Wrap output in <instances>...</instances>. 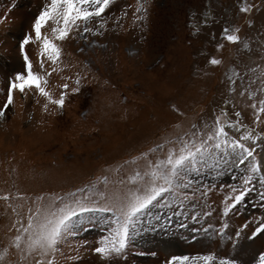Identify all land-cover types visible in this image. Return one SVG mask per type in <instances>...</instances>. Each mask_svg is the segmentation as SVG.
<instances>
[{"label":"rangeland","instance_id":"obj_1","mask_svg":"<svg viewBox=\"0 0 264 264\" xmlns=\"http://www.w3.org/2000/svg\"><path fill=\"white\" fill-rule=\"evenodd\" d=\"M48 2L0 0V107L10 79L27 72L20 49L26 33L33 36L25 45L32 71L46 80L42 86L53 99L65 93L59 106L35 86L23 94L14 89L12 104L0 116V250L8 248L0 264L38 259L30 255L21 262L10 245L29 208L58 206L56 196L64 198L88 182L113 197L123 193L131 186L126 177L144 167L140 152L190 125L210 123L221 108L238 121L235 127L226 125L230 136L240 139L246 130L255 135V140L244 139L251 156L237 159L239 153L221 150L208 157L188 173L191 183L184 191L190 196L184 207L175 200L163 208L152 206V215L142 218L119 256L102 258L93 251L106 235L100 216L107 220L110 213H86L75 234L59 244L56 264H165L173 255L208 252L252 264L264 251V233L251 237L264 223V113L254 114L253 107L264 98V0H112L99 18L103 24L93 19L87 24L91 31L81 23L65 39L54 40L61 53L56 61L41 54L32 28ZM245 2L252 5L250 11L240 10ZM225 26L236 27L241 40L227 41L221 35ZM42 32L52 36L51 22ZM213 56L220 62L211 63ZM167 147L154 150L149 159L163 156ZM254 162L260 171L225 213ZM101 176L106 181L96 184Z\"/></svg>","mask_w":264,"mask_h":264},{"label":"snow or ice","instance_id":"obj_2","mask_svg":"<svg viewBox=\"0 0 264 264\" xmlns=\"http://www.w3.org/2000/svg\"><path fill=\"white\" fill-rule=\"evenodd\" d=\"M111 3L112 0H50V2L44 4L32 24L35 39L41 45V54L47 53L51 60L56 61L61 53L54 40L65 39L74 28L78 29L81 23L84 24L85 32L91 31L87 24L93 19H97L99 23L103 24L104 21L99 18ZM251 8L252 5L245 2L241 5L240 10L247 12ZM49 22H51V37L49 34L42 32V27ZM221 35L229 42L241 40L236 27L225 26ZM31 40H33V36L26 33L20 41V49L27 72L25 74L18 71L15 73L14 78L10 79L7 99L3 107H0V116L5 115V109L12 104L14 89H19L23 94L27 87L35 86L42 95L56 105L63 106L65 102L64 92H60L59 98L53 99L50 92L42 86V83H46V80L32 71L31 61L25 51V45ZM221 46L217 44L218 48ZM244 46L247 47L248 45L245 43ZM210 62L217 64L220 61L213 56L210 58ZM261 84L264 85V80L261 81ZM62 87L67 88L68 86L65 84ZM72 91H79V89L73 88ZM261 91L264 92V87ZM247 94L255 96L250 89ZM258 103V107L255 103L253 104L254 114L264 113V98L260 99ZM235 115L238 117L241 113L237 111ZM257 119H259L258 116ZM237 123L238 121L228 117L226 109L221 108L219 114L214 116L210 123L190 125L188 130L170 134L171 140H165L147 151L140 152L139 157L144 158L145 161L143 169L132 171L126 177L131 186L115 197L98 190L94 183L88 182L83 187L65 194L64 198L56 196L55 200L60 201L58 206L54 202L47 205L37 203L34 208L28 209L27 222L21 224L16 234L11 237L10 245L18 250L21 262L32 255L38 257V259H34V264H56L59 244L66 236L75 234L74 229L85 218V214L107 212L110 213L107 220L100 216V222L106 227V235L100 236L99 242L93 251L102 258L121 255L130 239L138 233L142 218L152 215L149 211L152 206L158 205L163 208L170 201L175 200L179 207H184V202L190 196L184 191V187L191 183L188 173L199 170L201 165L206 163L208 157L219 155L221 150L224 154L229 152L239 153L237 159H241L244 155H252L250 149L244 143V139L255 140V135H250L247 130L244 131L243 137L240 139L229 135L226 125L230 124L235 127ZM165 145H168V147L163 156L156 155L154 159H149L154 150H160ZM137 159L138 157H131L132 161ZM258 171H260V166L254 162L248 177L244 180V187L224 207L223 211L225 213L241 201L249 190L247 187L248 181ZM106 179V177L101 176L96 180V184L100 180L106 181ZM260 180L264 182V175H261ZM4 195L7 198L8 194L5 193ZM65 199L67 202H64ZM100 201H103V203ZM204 215H207V213H204ZM192 218L196 219L195 214H192ZM169 222L166 218L165 223ZM156 223L159 227L158 217ZM226 228L227 224H224L219 231L224 233ZM260 233H264V223H260L252 231L251 237H255ZM236 235L239 236L240 233L237 232ZM192 238L195 239L196 237ZM7 253V247L0 250V261L6 257ZM201 262L202 264H241V261L236 258L218 257L213 252L193 257L173 255L169 257L165 264H201ZM252 264H264V251L258 252L253 258Z\"/></svg>","mask_w":264,"mask_h":264},{"label":"bare ground","instance_id":"obj_3","mask_svg":"<svg viewBox=\"0 0 264 264\" xmlns=\"http://www.w3.org/2000/svg\"><path fill=\"white\" fill-rule=\"evenodd\" d=\"M208 15H209V12H208V10L205 12V16H204V18L207 20V18H208Z\"/></svg>","mask_w":264,"mask_h":264}]
</instances>
